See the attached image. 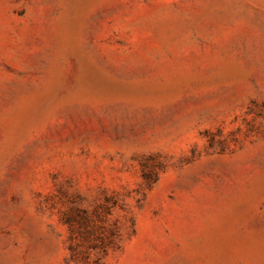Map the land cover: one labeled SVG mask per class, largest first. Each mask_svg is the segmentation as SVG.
<instances>
[{"label":"rangeland","instance_id":"rangeland-1","mask_svg":"<svg viewBox=\"0 0 264 264\" xmlns=\"http://www.w3.org/2000/svg\"><path fill=\"white\" fill-rule=\"evenodd\" d=\"M0 264H264V0H0Z\"/></svg>","mask_w":264,"mask_h":264}]
</instances>
